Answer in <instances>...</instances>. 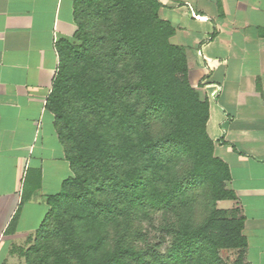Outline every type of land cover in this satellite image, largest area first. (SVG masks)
Here are the masks:
<instances>
[{
	"label": "trees",
	"instance_id": "obj_1",
	"mask_svg": "<svg viewBox=\"0 0 264 264\" xmlns=\"http://www.w3.org/2000/svg\"><path fill=\"white\" fill-rule=\"evenodd\" d=\"M159 6L72 0L76 30L55 42L45 103L72 176L46 197L25 264H251L240 210L217 206L236 195L208 101Z\"/></svg>",
	"mask_w": 264,
	"mask_h": 264
},
{
	"label": "crops",
	"instance_id": "obj_2",
	"mask_svg": "<svg viewBox=\"0 0 264 264\" xmlns=\"http://www.w3.org/2000/svg\"><path fill=\"white\" fill-rule=\"evenodd\" d=\"M158 1L189 82L208 101L214 154L229 168L236 198L217 206L240 210L244 259L264 264V0ZM75 30L72 0H0V264H25L46 197L72 176L45 103L55 42Z\"/></svg>",
	"mask_w": 264,
	"mask_h": 264
},
{
	"label": "rangeland",
	"instance_id": "obj_3",
	"mask_svg": "<svg viewBox=\"0 0 264 264\" xmlns=\"http://www.w3.org/2000/svg\"><path fill=\"white\" fill-rule=\"evenodd\" d=\"M224 204H220L221 207H223ZM159 234L154 233L153 231L150 230V237L154 240H157V236ZM166 239V238H165ZM167 240L163 241V247L166 245ZM236 252L234 250H226L222 249L220 250V256L223 260L230 262L235 258Z\"/></svg>",
	"mask_w": 264,
	"mask_h": 264
}]
</instances>
